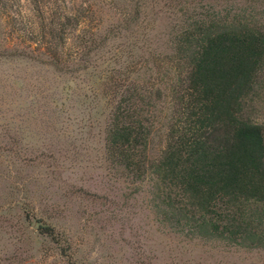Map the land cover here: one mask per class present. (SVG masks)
Wrapping results in <instances>:
<instances>
[{"label":"rangeland","instance_id":"obj_1","mask_svg":"<svg viewBox=\"0 0 264 264\" xmlns=\"http://www.w3.org/2000/svg\"><path fill=\"white\" fill-rule=\"evenodd\" d=\"M71 1L65 4L70 12L84 1V13L88 5L90 13L67 45L80 42L82 29L85 40L98 43L84 69L60 70L15 55L27 45L17 31L20 20H30L36 31V11L29 0H0V148L12 141L11 151L0 149V264H264V245L185 224L164 205L149 170L165 147L167 123V101L153 79L163 78L158 72L189 16H201L206 4L227 21L264 28V0H144L138 17L114 33L109 29L120 20L117 5ZM134 94L129 102L155 120L139 151L144 168L138 176L114 163L105 147L115 105ZM244 111L264 125V73ZM33 213L51 217L52 236L26 219Z\"/></svg>","mask_w":264,"mask_h":264},{"label":"trees","instance_id":"obj_2","mask_svg":"<svg viewBox=\"0 0 264 264\" xmlns=\"http://www.w3.org/2000/svg\"><path fill=\"white\" fill-rule=\"evenodd\" d=\"M29 2L36 11L37 30L27 18L25 23L20 20L17 31L23 33L27 45L16 48L14 54L60 70L87 67L89 51L98 47L96 39L85 40L88 35L82 29L76 36L78 44L67 45V40L86 24L90 5L85 14L84 1L76 12L67 10L66 0ZM44 2L51 16L48 21L41 7ZM104 3L118 6L114 7L120 20L109 29L114 33L138 17L145 1ZM200 8L205 13L191 14L190 22L175 38L174 51L158 72L163 78L153 79L157 94L167 101V123L165 147L160 157L150 162L149 170L159 183L164 205L180 214L189 227L232 242L264 245V125L250 120L244 111L264 73V28L239 18L227 21L215 16L206 4ZM2 9L8 15L9 7ZM106 35L100 37V47ZM33 42L35 47L30 48ZM136 96L117 102L105 136L113 162L124 165L134 176L144 168L139 151L146 147L155 121L143 118L129 102ZM11 144L10 140L0 149L11 151ZM28 218L39 225L38 230L44 228L37 230L39 233L53 235L55 226L48 217L33 213Z\"/></svg>","mask_w":264,"mask_h":264}]
</instances>
